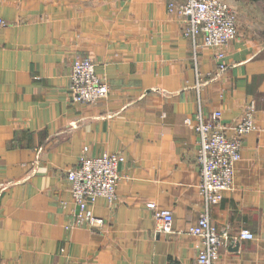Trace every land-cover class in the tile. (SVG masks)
Instances as JSON below:
<instances>
[{
  "label": "crops",
  "instance_id": "1",
  "mask_svg": "<svg viewBox=\"0 0 264 264\" xmlns=\"http://www.w3.org/2000/svg\"><path fill=\"white\" fill-rule=\"evenodd\" d=\"M185 1L0 0V264H195V117L219 111L229 135L249 104L255 129L210 219L227 235L217 264H264V0H225L237 34L220 59L168 10ZM83 57L109 87L97 103L69 97ZM84 150L124 159L114 199L84 208L95 226L66 178ZM148 203L171 212L170 232Z\"/></svg>",
  "mask_w": 264,
  "mask_h": 264
},
{
  "label": "built area",
  "instance_id": "2",
  "mask_svg": "<svg viewBox=\"0 0 264 264\" xmlns=\"http://www.w3.org/2000/svg\"><path fill=\"white\" fill-rule=\"evenodd\" d=\"M170 12L176 13L186 21L184 36L197 47L211 48L216 51L214 57H222L221 49L237 34L235 13L225 0H186L180 4L168 5ZM6 25L0 18V29ZM201 38V43L197 39ZM220 67H222L220 65ZM197 84L202 82L201 74H196ZM69 97L72 102L81 104L97 103L106 99L109 87L106 81L94 72V63L88 57L77 58L69 74ZM253 105L244 109L241 117L229 129L221 121V113L213 111L204 116L195 117L194 130L198 138L195 162L198 166V190L203 201V210L197 222L188 229V233L200 240V249L195 264H217L219 249L227 241L226 233H220L210 219V210L223 198V193L232 187L236 163L240 160L242 138L255 129ZM186 123H189L186 120ZM124 161L121 155L103 153L89 156L84 150L77 166L66 174L69 191L80 212L81 220L89 225H100L102 221L95 218L90 211H84L88 202L103 198L110 202L115 197V188L119 180L118 166ZM158 220V232L171 231V212L148 203ZM81 215V214H80ZM241 239H252L249 231L239 234Z\"/></svg>",
  "mask_w": 264,
  "mask_h": 264
},
{
  "label": "rangeland",
  "instance_id": "3",
  "mask_svg": "<svg viewBox=\"0 0 264 264\" xmlns=\"http://www.w3.org/2000/svg\"><path fill=\"white\" fill-rule=\"evenodd\" d=\"M256 9V8H255Z\"/></svg>",
  "mask_w": 264,
  "mask_h": 264
}]
</instances>
